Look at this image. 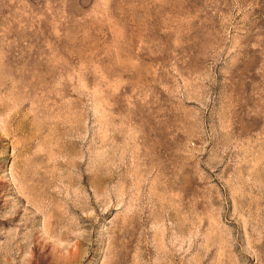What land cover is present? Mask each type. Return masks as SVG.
<instances>
[{"label": "rangeland", "instance_id": "obj_1", "mask_svg": "<svg viewBox=\"0 0 264 264\" xmlns=\"http://www.w3.org/2000/svg\"><path fill=\"white\" fill-rule=\"evenodd\" d=\"M0 264H264V0H0Z\"/></svg>", "mask_w": 264, "mask_h": 264}]
</instances>
